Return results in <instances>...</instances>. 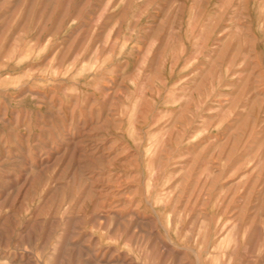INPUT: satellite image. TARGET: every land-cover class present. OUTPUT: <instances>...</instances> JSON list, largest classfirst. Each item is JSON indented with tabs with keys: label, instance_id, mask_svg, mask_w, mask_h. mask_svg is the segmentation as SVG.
<instances>
[{
	"label": "rangeland",
	"instance_id": "obj_1",
	"mask_svg": "<svg viewBox=\"0 0 264 264\" xmlns=\"http://www.w3.org/2000/svg\"><path fill=\"white\" fill-rule=\"evenodd\" d=\"M0 264H264V0H0Z\"/></svg>",
	"mask_w": 264,
	"mask_h": 264
}]
</instances>
